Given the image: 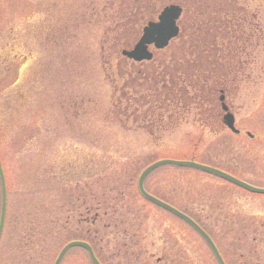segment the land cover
<instances>
[{
  "label": "rangeland",
  "instance_id": "rangeland-1",
  "mask_svg": "<svg viewBox=\"0 0 264 264\" xmlns=\"http://www.w3.org/2000/svg\"><path fill=\"white\" fill-rule=\"evenodd\" d=\"M172 2L177 39L150 62L125 60ZM156 76L185 92L175 119L143 114L152 124L141 126L114 113L127 77L135 110ZM220 88L237 135L222 126ZM159 160L264 189V0H0V264H53L72 240L103 264H216L185 223L138 196L140 171ZM143 186L208 233L226 264H264V196L169 166ZM59 264L91 263L73 248Z\"/></svg>",
  "mask_w": 264,
  "mask_h": 264
},
{
  "label": "water",
  "instance_id": "water-1",
  "mask_svg": "<svg viewBox=\"0 0 264 264\" xmlns=\"http://www.w3.org/2000/svg\"><path fill=\"white\" fill-rule=\"evenodd\" d=\"M180 8L177 6H167L162 9L157 17V22H149L142 29V34L139 40L135 43L131 50H123L121 55L133 62L149 61L152 57L151 53L147 51V47L152 45L155 50H161L165 48L168 42L177 36L178 29L176 27V20L180 15ZM220 101L222 98L219 99ZM222 102V101H221ZM221 110L224 112L222 116L223 126L229 130L232 134H238V131L234 128V118L232 114L227 112V108L221 104ZM248 137H251L248 133ZM175 167L184 169H193L201 173H205L214 176L222 181H225L234 187H237L247 193L264 196V189L251 186L243 181H240L222 171L217 169L200 165L191 161H172V160H159L147 167H145L137 177L136 189L138 194L147 202L156 206L157 208L171 214L173 217L179 219L190 227L205 243L211 254L213 255L217 264H224L217 249L212 243L211 239L205 234V232L190 218L180 213L168 204L154 198L147 194L143 189V182L145 178L154 170L160 167ZM6 205V190L5 181L0 163V235L2 232L4 213ZM72 248H80L86 252V255L91 264H99L94 257L90 246L87 243L81 241H70L66 243L56 255L53 264H59L65 253Z\"/></svg>",
  "mask_w": 264,
  "mask_h": 264
},
{
  "label": "trees",
  "instance_id": "trees-1",
  "mask_svg": "<svg viewBox=\"0 0 264 264\" xmlns=\"http://www.w3.org/2000/svg\"><path fill=\"white\" fill-rule=\"evenodd\" d=\"M166 76L159 78L158 76L150 78L148 81V84L146 87H150L149 89H146L144 92L147 94L146 100L143 101L142 98L137 97V106L135 105V110H133L131 106V95L128 94L126 97L123 94V91L129 92V89L127 87V84L123 85L125 82H129V78L127 77L121 84V89L119 90V93L122 94L119 95V98L117 99V103L114 107V113L120 118H124L125 120H135L138 119V122L141 126H151V121H145L144 119H140V117L143 114H152L157 113L160 114V116L166 114L168 117L166 119H175L173 118V114L180 112L181 107L186 105V99L185 92H181L176 88H171V83H167L165 80ZM142 80H137V86L140 88H143V86L140 84ZM150 103H152V107H150ZM192 102H190L191 105ZM182 104V106H181ZM177 105L181 106L179 109H177ZM150 110V111H149ZM133 111V112H132ZM162 117L153 118L151 120H156L158 122L162 121ZM169 124H166L168 126ZM158 199H160L158 196H154ZM162 200V199H160ZM163 201V200H162ZM80 241V240H79ZM84 242V241H83ZM88 243L91 248L94 251L93 246ZM97 260L103 264L95 252H93Z\"/></svg>",
  "mask_w": 264,
  "mask_h": 264
},
{
  "label": "flooded vegetation",
  "instance_id": "flooded-vegetation-1",
  "mask_svg": "<svg viewBox=\"0 0 264 264\" xmlns=\"http://www.w3.org/2000/svg\"><path fill=\"white\" fill-rule=\"evenodd\" d=\"M167 5H175V6H178V7L181 9V14H180V16H179V18H178V20H177V22H176V25H177V27H178V36H179V33H180L179 23H180V17H181V15H182V8H181V6H179L177 3H174V2L169 3V4H167ZM167 5H165V6H167ZM165 6H164V7H165ZM164 7H162V8L160 9V11H161ZM160 11L156 12V13H155V16L153 15V16L147 18L145 24H147V23H149V22H155V21L157 20V16H158V14H159ZM133 16H134V15H133ZM133 16H132V17H133ZM130 19H131V17L128 16L127 19H126V21H128V20H130ZM133 19L136 20L135 17H133ZM112 21H113V20H112ZM133 23H134V22H133ZM145 24H144V25H145ZM144 25H142L141 28H142ZM115 26H116V25H115ZM140 32H141V29H140ZM140 32H139V34H138V37H139V35H140ZM178 36H177V37H178ZM176 39H177V38H176ZM223 91H224V90H222V88L219 89V94L221 95L220 98H222V100H221L222 102L220 101L221 104L224 103V100H225V96H224V92H223Z\"/></svg>",
  "mask_w": 264,
  "mask_h": 264
}]
</instances>
